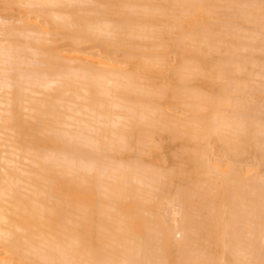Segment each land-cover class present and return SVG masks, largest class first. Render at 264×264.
Instances as JSON below:
<instances>
[{"label": "bare ground", "instance_id": "6f19581e", "mask_svg": "<svg viewBox=\"0 0 264 264\" xmlns=\"http://www.w3.org/2000/svg\"><path fill=\"white\" fill-rule=\"evenodd\" d=\"M0 1L27 14L20 26L0 21V264L123 261L162 228L264 260L259 163H202L177 194L163 190L155 166L163 133L175 141L196 118L219 119L213 105L259 86L258 29L223 0ZM58 37L75 49L60 55L48 45ZM131 59L137 67L123 68Z\"/></svg>", "mask_w": 264, "mask_h": 264}, {"label": "clouds", "instance_id": "9594fccd", "mask_svg": "<svg viewBox=\"0 0 264 264\" xmlns=\"http://www.w3.org/2000/svg\"><path fill=\"white\" fill-rule=\"evenodd\" d=\"M91 5V0H82ZM35 7L48 6L40 0ZM75 6V5H71ZM222 8L234 15L239 22L244 21L245 27L258 29L261 38V80L257 87L253 82L250 87L234 95L227 108L212 111L221 113L219 119H197L193 127L191 122L181 132L177 130L175 143L177 147L171 159H164L156 167L160 169L159 181L165 185L164 191L170 194L179 193L188 184V173L199 169L202 163L208 167L227 163L253 164L259 163L264 170V0H223ZM195 86V85H193ZM215 95V93H210ZM200 137V143H194L193 136ZM216 149L214 155H206L207 146ZM145 163L154 164L152 160ZM174 170L170 177L169 173ZM219 172V167L216 168ZM184 173V178L180 173ZM171 179L172 186L166 182ZM205 245L187 233L179 237L175 232L163 228L156 235L144 234L137 250H134L123 261L97 258L93 264H256L255 261H243L234 258V254L225 247L223 251H201ZM39 264V262H36ZM44 264H54L44 261ZM259 264H264L261 260Z\"/></svg>", "mask_w": 264, "mask_h": 264}, {"label": "rangeland", "instance_id": "374dc122", "mask_svg": "<svg viewBox=\"0 0 264 264\" xmlns=\"http://www.w3.org/2000/svg\"><path fill=\"white\" fill-rule=\"evenodd\" d=\"M6 5H3L2 3H1V1H0V21H2L3 19L2 18H5V17H8V19L7 18H5V19H7L8 21H10V23H12V24H15V25H21L22 23H21V21L22 20H24L25 19V16L27 15L26 14V8L25 7H23V6H19V5H12V7H5ZM93 6V5H92ZM11 8V9H10ZM2 19V20H1ZM44 22H43V20H41V24H43ZM50 40H51V37L49 36L48 37ZM59 39L57 40V41H55V42H52V41H50L49 43H48V45L49 46H53V47H55L56 49L58 48L59 50H61L60 51V55H62L63 56V54L65 55L66 54V52H71V51H73L72 50V47L71 46H73L72 45V43L71 44H68L69 42H71V41H69L68 42V39H67V41L64 39V40H62L61 39V37H58ZM21 39H24V38H21ZM53 39V38H52ZM88 44V43H87ZM86 44V46L84 45H82L83 46V48H87L88 49V47H90V46H92V44L91 43H89L90 45H87ZM71 45V46H70ZM81 47V46H80ZM96 47V46H95ZM94 47V48H95ZM73 48H74V46H73ZM79 48V47H78ZM90 49V50H88V52L89 53H92V54H96V53H98L99 52V49L97 48H95V49ZM75 49V48H74ZM80 49V48H79ZM82 49V48H81ZM84 50H86V49H84ZM65 51V52H64ZM101 53V52H100ZM99 53V54H100ZM118 53V52H117ZM119 53H121V52H119ZM123 54V53H122ZM122 54H119V60H121L120 62H122V60H123V58H122ZM172 54V53H171ZM175 56L176 55H174V54H172L170 57L172 58V60H173V62H174V64H176V58H175ZM124 57V56H123ZM114 58L116 59V57L114 56ZM118 60V59H117ZM131 60H133V59H131ZM124 61V60H123ZM127 61V60H126ZM136 62L137 61H132L131 63L132 64H129L130 63V61H128V63H127V65H125L124 63H123V68H127V69H132V70H134L137 66V64H136ZM126 63V62H125ZM133 63H134V65H133ZM136 66V67H135ZM135 67V68H134ZM134 68V69H133ZM157 69V67L155 68V74H156V71L158 70H156ZM159 73V72H158ZM155 74H153V75H155ZM161 74V73H160ZM161 76H163V75H161ZM154 77V76H153ZM154 79V81L160 86V85H163V84H165L166 82V79H165V81L160 77V75L158 74V75H155V78H153ZM165 82V83H164ZM257 83V82H256ZM168 103H170V105H173V104H175L174 103V100L172 101V100H169V102ZM170 108H171V106H169ZM173 108L174 109H172L173 110V112L171 111H169V110H171V109H169L168 111L170 112V114H175L177 117H180V118H184L185 117V114H184V111L182 110V108H179V107H175V106H173ZM162 136V135H161ZM158 143H160V145H163L164 147H163V149L161 148L160 150H158L157 151V154H156V156L158 157V160L157 161H159V160H161V161H163V159L164 158H167V159H171V157L173 156V154L175 153V151H176V149H177V147L179 146L177 143H175L174 141H172V140H170V138H169V136H168V134L167 133H163V136L162 137H158ZM120 156V155H119ZM145 156V155H144ZM121 157H123L124 159L125 158H127V157H129L128 155H127V157L126 156H120V158ZM156 157V158H157ZM133 158H135V157H133ZM147 158V157H146ZM130 159V158H129ZM131 159H132V157H131ZM130 159V160H131ZM136 159V158H135ZM243 165V164H242ZM245 165V164H244ZM248 165V164H247ZM251 164H249V166H250ZM252 165H254V163L252 164ZM244 167H246V165L244 166Z\"/></svg>", "mask_w": 264, "mask_h": 264}]
</instances>
